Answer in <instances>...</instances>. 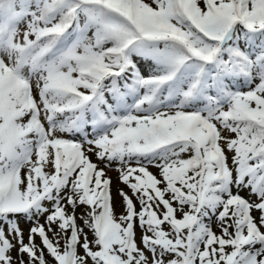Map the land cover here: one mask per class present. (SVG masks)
<instances>
[{
  "label": "snow or ice",
  "instance_id": "1",
  "mask_svg": "<svg viewBox=\"0 0 264 264\" xmlns=\"http://www.w3.org/2000/svg\"><path fill=\"white\" fill-rule=\"evenodd\" d=\"M0 264H264V0H0Z\"/></svg>",
  "mask_w": 264,
  "mask_h": 264
},
{
  "label": "bare ground",
  "instance_id": "2",
  "mask_svg": "<svg viewBox=\"0 0 264 264\" xmlns=\"http://www.w3.org/2000/svg\"><path fill=\"white\" fill-rule=\"evenodd\" d=\"M95 159V158H94ZM108 176H110L112 178V181H113V196H114V199L117 201V205H119V197L116 196V189L118 187H122V185L119 184L118 180H117V175H113V174H110V173H107ZM127 191V189H125ZM120 211V208L119 206L117 207V212Z\"/></svg>",
  "mask_w": 264,
  "mask_h": 264
},
{
  "label": "rangeland",
  "instance_id": "3",
  "mask_svg": "<svg viewBox=\"0 0 264 264\" xmlns=\"http://www.w3.org/2000/svg\"><path fill=\"white\" fill-rule=\"evenodd\" d=\"M108 173L113 174V175L118 174L115 170H110V171H108Z\"/></svg>",
  "mask_w": 264,
  "mask_h": 264
}]
</instances>
